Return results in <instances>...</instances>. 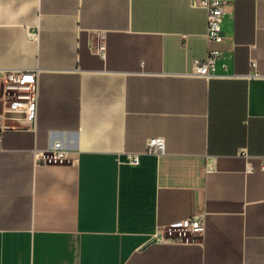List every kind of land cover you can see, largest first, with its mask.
I'll use <instances>...</instances> for the list:
<instances>
[{"label":"crops","instance_id":"0c3cea01","mask_svg":"<svg viewBox=\"0 0 264 264\" xmlns=\"http://www.w3.org/2000/svg\"><path fill=\"white\" fill-rule=\"evenodd\" d=\"M206 30L191 0H0V264H264V0H229L210 79ZM8 69L38 73L34 123Z\"/></svg>","mask_w":264,"mask_h":264},{"label":"built area","instance_id":"2783aa9c","mask_svg":"<svg viewBox=\"0 0 264 264\" xmlns=\"http://www.w3.org/2000/svg\"><path fill=\"white\" fill-rule=\"evenodd\" d=\"M194 6H203L206 9L207 30L206 37L209 43L206 57L195 59L188 75L210 79L218 76V62L223 58L224 51L220 46L224 40L222 23L227 13L229 0H191ZM98 47L104 53L105 45L99 41ZM255 67L256 63L253 62ZM4 97L9 103V112L23 114L28 123L36 119L37 99L39 92L38 73L35 70L8 69L1 73ZM257 75V74H255ZM165 148L163 137L150 138L147 141L145 153H161ZM140 152H128L127 160L130 163L140 162ZM42 159L47 161H63L67 158L66 149L60 143L46 152H42ZM205 230V221L201 216L185 218L165 229L161 233L162 239L182 238L187 234H200Z\"/></svg>","mask_w":264,"mask_h":264}]
</instances>
